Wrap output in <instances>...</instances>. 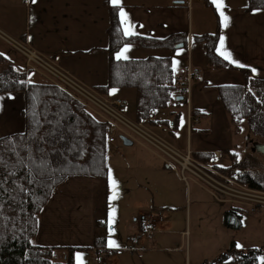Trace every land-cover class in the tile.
I'll return each instance as SVG.
<instances>
[{
    "label": "crops",
    "instance_id": "obj_1",
    "mask_svg": "<svg viewBox=\"0 0 264 264\" xmlns=\"http://www.w3.org/2000/svg\"><path fill=\"white\" fill-rule=\"evenodd\" d=\"M106 1L112 4L111 0H49L48 4V0H36L35 3L32 0H26L25 3L18 0V4L16 1L10 3L0 0V13H3L0 19L7 20L6 25L0 23V40L4 42V45H0V54L6 58L5 63H0V71L7 66H13L26 73L30 83L43 81L48 71L39 62L28 64V57L20 48L24 47V50L30 51L32 55L50 63L84 86L95 88L105 85L109 64L106 52L109 10L105 6ZM224 3L225 15L229 17L227 27L224 26L216 5L212 2L217 14L207 8L203 0H193L192 3L184 0H121L119 7L127 13L133 31L138 36L165 39L173 34L189 33L188 46L175 52L143 51L133 48L140 47L128 46L126 55L128 59H144L151 55L171 56L176 76L187 77L191 73L192 80L190 88L186 90V98H179L171 107L178 108L174 112L180 114V125L183 122L180 109H185L183 112L187 143L176 149L171 148L181 156L195 152L219 155V158L214 159L216 164L224 155L223 151H238L240 145L236 142L235 128L218 98L217 87L244 84L245 76L241 69L249 70L251 76L256 79H264V10L246 13L244 8L247 0H224ZM21 7L25 12L24 28L19 22L20 12H15ZM217 22L220 24L218 54L220 55V40L223 37L224 49L231 53L232 60L235 61L231 64L244 67H238V70L212 69L204 46L192 42L193 35L215 32ZM143 52H146L147 56ZM29 77H34L38 82L30 80ZM128 94L134 95L130 91H119L113 96L126 100ZM24 107L23 93L0 95V138L25 131L22 116ZM194 112L202 115L203 120L191 124L189 116ZM155 115L157 119H170L167 111ZM159 115L162 117L159 118ZM166 158V168L173 170L176 169L175 166H181L180 159L171 157L174 161L169 156ZM167 161L172 167H167ZM194 162L203 165L195 160ZM191 173L197 177L195 172ZM106 184L98 179L84 177L65 181L59 192L50 198L41 211L35 244L43 247H92L95 237L105 235L102 229L96 227V222L102 219L100 207L105 209L107 206L101 201V197L108 192ZM148 213L149 216L155 217L151 212ZM141 214L140 212L138 215L144 216ZM135 222L140 231L139 237H144L139 222ZM153 240H149L150 246L153 245ZM236 246L234 253L255 248L246 246L239 250L237 243ZM108 248L112 249L109 246ZM66 253L67 251H64V254ZM218 257L220 256L200 260L197 264H234L232 259L215 262ZM259 264H264V255Z\"/></svg>",
    "mask_w": 264,
    "mask_h": 264
},
{
    "label": "trees",
    "instance_id": "obj_2",
    "mask_svg": "<svg viewBox=\"0 0 264 264\" xmlns=\"http://www.w3.org/2000/svg\"><path fill=\"white\" fill-rule=\"evenodd\" d=\"M203 1L217 14L212 2ZM105 6L109 10L108 80L95 90L112 99L118 98L113 96L115 92H132L134 120L148 126L163 124L174 134L180 114L170 111V119L149 121L151 114L165 113L179 98H186V89L175 84L172 57L151 55L127 60L116 57L128 46L175 52L179 44L188 46L189 33L173 34L165 39L128 37L123 33L120 8L109 1ZM259 10H264V0H247L246 13ZM219 39V22L215 32L192 36L193 43L204 46L212 69L238 70L218 54ZM5 62L6 58L0 54V63ZM241 71L244 84L218 86V98L234 128L241 130L245 122L253 136L264 140V79L252 77L249 70ZM15 92L25 97L22 111L25 131L0 138V264H75L77 252L93 249L107 253L108 258L114 256L117 251L108 248L105 235L95 237L90 248L43 247L34 242L42 209L65 181L77 177L108 181L109 123L58 85L47 80L30 83L26 73L7 66L0 71V95ZM124 101L126 115L127 101ZM223 154L228 157V166L216 164L210 152H195L191 157L218 171L237 173L242 184L264 191V176L253 173L251 163L242 159L237 150H225ZM243 218L242 209L230 208L223 214V225L228 230L241 231ZM140 220L141 217L137 219L139 224ZM96 227L107 229V220L97 221ZM236 249V242L232 241L229 252L215 262L232 258L234 264H259L264 255V250L257 247L234 253Z\"/></svg>",
    "mask_w": 264,
    "mask_h": 264
},
{
    "label": "rangeland",
    "instance_id": "obj_3",
    "mask_svg": "<svg viewBox=\"0 0 264 264\" xmlns=\"http://www.w3.org/2000/svg\"><path fill=\"white\" fill-rule=\"evenodd\" d=\"M6 1L10 3L16 1L18 4V0ZM23 1L26 2V0ZM186 2L189 1L186 0ZM18 11L20 12L18 15L20 25L24 28L25 12L22 7L15 10L16 13ZM195 13L197 15V12ZM2 16L3 13H0V18ZM5 21L7 20L0 19L2 25H6ZM10 43L17 45L11 41ZM0 45H4L2 40H0ZM20 48L26 53L28 64L47 63L38 56L35 57L39 60L35 57L33 59L30 51L24 50V47ZM143 53L146 55V52ZM33 78L29 77L30 80ZM43 80L48 81L47 78ZM33 81L38 82L37 79ZM89 88L101 97L103 96L95 88ZM125 98L127 101L125 117L133 122L135 121L133 117L134 95L128 94ZM177 110L178 108L175 107L167 112ZM180 110H182L183 122L179 124L174 134L170 133L168 127L163 124L147 128L174 149L187 143L184 128L185 112H183L185 109ZM161 117L162 115H159V118ZM120 128V137L115 143L108 145L110 167V177L106 182L108 192L104 195L105 198L101 197V201H104L107 206L105 209L100 207L101 221L107 220L108 222V228L102 229L103 233L107 237L108 245L109 241L116 242L118 247L112 249L117 253L110 259L108 257L104 259L103 263H96L91 251H79L76 264H197L200 260H209L228 253L232 241L237 243L239 250L246 246L264 250V204H260L261 207L252 211L256 207L253 203L247 204V200H244V205L234 203L237 207H246L245 209L250 211V214L244 215V227L241 231L226 229L223 225V214L230 208H236L233 203H220L218 198L222 199L224 196L199 179L201 178L199 173L198 178L188 172L187 179L184 180L181 166L177 165L173 170L166 168L165 153L142 140L135 131ZM234 132L237 133L236 142L240 144L238 152L242 159L245 158L251 163L250 169L253 173L264 176V154L253 148L255 143L264 144V140L253 136L248 131L245 122L241 130L235 127ZM121 137L130 139L134 145L124 146ZM218 164L228 166V157L223 155L218 160ZM113 180L116 182L118 193L116 199L112 198ZM140 212L144 216H149L148 212H151L150 214L155 215L156 218L155 233L152 236L154 240L151 246L145 236L139 237L140 231L136 228L135 220L140 217L138 215ZM137 226L139 228V225Z\"/></svg>",
    "mask_w": 264,
    "mask_h": 264
},
{
    "label": "built area",
    "instance_id": "obj_4",
    "mask_svg": "<svg viewBox=\"0 0 264 264\" xmlns=\"http://www.w3.org/2000/svg\"><path fill=\"white\" fill-rule=\"evenodd\" d=\"M191 3V0H187ZM36 56V55H32ZM33 57V59H34ZM38 59V57H35ZM39 60V59H38ZM44 68L48 71V75L45 76L48 81L54 79L55 81H51L52 83L58 85L65 92L71 95L76 100L83 103L94 115H96L99 119L106 121L109 123L110 127L108 130V142L115 143L117 138L120 137L119 131H121L120 127H124L132 132L135 131L142 140L149 143L150 145L161 150L165 155L170 159L174 157L181 160V173L182 178L186 180V174L188 172H195L197 177L198 173L201 176L203 181L213 187L217 192L221 193L224 198L219 199V202L222 204L225 203H240L244 205V200H247V204L253 203L255 211L257 207H261L264 204V191L249 187L248 185L242 184L239 181V176L237 173L227 174L221 171L214 169L211 166L207 165H198L194 162L191 155L181 156L178 152L173 150L163 141H161L158 137H156L152 132H150L147 128L148 125L144 122H135L129 121L125 116L124 107L125 101L121 98H107L105 96H100L94 92L93 89L82 85L81 83L75 81L74 79L68 77L63 74L61 71L56 69L50 63H43ZM192 80L191 73L188 74L187 77L184 76H176L175 84L179 89H189L190 83ZM156 120V116L151 114L149 121L154 122ZM203 120V116L199 113L190 114L189 122L199 123ZM124 125V126H122ZM173 157V158H171ZM219 158V155H215L214 159ZM174 160V159H173ZM175 161V160H174ZM167 167H172L169 161L166 162ZM169 164V165H168ZM245 204V205H247ZM235 205V204H234ZM236 208L242 209V216H246L250 214V211L245 209L246 207L241 206ZM235 208V207H234ZM155 217L152 216H142L140 220V224L143 230L144 236L148 240L153 239V234L155 233L156 221ZM94 262L103 263L104 259H107L108 255L105 252H101L97 249L92 250ZM139 257H142L141 255Z\"/></svg>",
    "mask_w": 264,
    "mask_h": 264
},
{
    "label": "snow or ice",
    "instance_id": "obj_5",
    "mask_svg": "<svg viewBox=\"0 0 264 264\" xmlns=\"http://www.w3.org/2000/svg\"><path fill=\"white\" fill-rule=\"evenodd\" d=\"M33 3L36 2V0H32ZM112 4L119 8L120 4H121V0H111ZM212 2L216 5L217 9L219 10V14L222 17V21L225 27L228 26V22H229V17L227 15H225L224 12V8L226 7L224 0H212ZM120 18H121V24L124 26L123 28V32L125 36L131 37L136 35V33L133 31V26L130 24L127 13H125L123 11V9H120ZM129 51L128 47H125L118 55H117V59H124L127 60L128 56L126 55V53ZM220 55L223 56V58L225 60H227L230 63H235V61L232 60V56L231 53L227 52L224 49V38L221 37L220 40ZM238 67H244L243 65H237ZM112 187H113V199L117 198V191H116V182L115 180L112 181ZM114 219V217H113ZM110 248H115L118 247V245L116 244L115 241H109V245Z\"/></svg>",
    "mask_w": 264,
    "mask_h": 264
},
{
    "label": "water",
    "instance_id": "obj_6",
    "mask_svg": "<svg viewBox=\"0 0 264 264\" xmlns=\"http://www.w3.org/2000/svg\"><path fill=\"white\" fill-rule=\"evenodd\" d=\"M179 4H183V2H179ZM184 44H179L176 46V50L183 49ZM124 146H133L134 142L126 137H121ZM255 151L264 154V144L255 143L253 145Z\"/></svg>",
    "mask_w": 264,
    "mask_h": 264
},
{
    "label": "bare ground",
    "instance_id": "obj_7",
    "mask_svg": "<svg viewBox=\"0 0 264 264\" xmlns=\"http://www.w3.org/2000/svg\"><path fill=\"white\" fill-rule=\"evenodd\" d=\"M31 57H34V56H31Z\"/></svg>",
    "mask_w": 264,
    "mask_h": 264
}]
</instances>
